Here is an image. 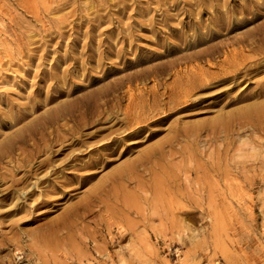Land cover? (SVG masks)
<instances>
[{"label": "rangeland", "instance_id": "1", "mask_svg": "<svg viewBox=\"0 0 264 264\" xmlns=\"http://www.w3.org/2000/svg\"><path fill=\"white\" fill-rule=\"evenodd\" d=\"M263 30L264 0H0V149L14 144L0 162V264H264V113H241L264 102V63L196 91L138 143L101 154L97 169L63 177L50 167L27 180L14 169L18 156L33 166L34 146L74 129L62 118L47 124L63 107L77 115L78 100L127 78L171 85V74L152 69L233 38L261 49ZM29 129L37 137L15 143ZM158 144L148 171L113 180Z\"/></svg>", "mask_w": 264, "mask_h": 264}, {"label": "bare ground", "instance_id": "2", "mask_svg": "<svg viewBox=\"0 0 264 264\" xmlns=\"http://www.w3.org/2000/svg\"><path fill=\"white\" fill-rule=\"evenodd\" d=\"M258 32H264V30ZM253 43H248L244 38H233L228 43H224L219 47H212L203 54L190 56L184 61L183 66L180 63H173L167 67L154 68L152 69L153 71L150 70L152 74L153 72L163 73L162 75L166 73L171 74L174 77V82L171 85H163L161 83L155 85L152 89H145L138 87L137 84L133 83L132 79L127 78L115 85L103 87L100 90L96 89L97 91H94L97 92L96 95H92L94 98L90 97V99L75 101L74 108L77 115H69L71 113L69 112L70 107H63L58 113V118L47 119V124H54L59 118L67 120V122L71 121L74 123L73 130L68 129L63 131L62 134L55 135L51 142H49V147L45 145L42 147L34 146L27 155L31 163L34 161L35 165L33 166L30 163L29 166L25 165V158L19 159L18 156L15 159V161L17 160V164H15L14 169L18 171L24 168V180H27L50 167L54 170L50 176L61 175L63 177L66 176L64 174L65 169L85 170L99 168L103 163L101 154L108 151L113 155L117 148L127 141H131L130 144L138 143L139 140L137 139L146 130H150L148 129L150 126L159 125L165 119L168 111L174 109L176 106L186 104L190 100L192 101L190 98H192V95L196 91L199 92L198 90H202L214 82L232 83L238 78L245 79L248 74L255 71L257 67L264 63V47L261 49L256 48V50H244L246 46ZM245 51L248 54L244 53ZM212 59L214 61L213 64L210 63ZM203 61H206L210 68L215 69V71H204L198 67V63ZM122 95L126 97L124 105L121 104ZM241 113L246 116L251 113L263 114L264 102L248 106ZM100 124H107L108 126L98 127ZM96 126L98 128L94 129V131L86 134L82 133V130L95 128ZM115 126H117V129L111 130ZM104 131L107 134L101 136L95 148L86 146L89 140L98 138L100 133ZM155 134L154 131H149V134L145 137L150 139ZM36 137L37 135L31 133L29 129L27 132L19 133L15 143H22L26 138L34 140ZM12 143L5 144L0 149V162L5 157H13L14 144L12 145ZM54 144H58L60 147L57 150H53ZM80 148L84 150L81 151ZM66 149H71V154L77 153L72 155L64 165L60 167L53 165L55 163L54 157ZM160 149L159 144L155 145L135 160H131L124 170L114 172L111 177H113V180L135 179L139 172L145 173L144 171H148L147 165L153 161L152 159L156 154L160 155L162 151H159ZM91 154L93 157H90L86 161H81V157H79ZM125 171H128L127 175H120ZM89 177L88 175L83 177V179H88ZM45 182L54 181L48 178L42 181L41 185ZM153 188H155L154 185ZM31 195H33L32 191L29 192V196Z\"/></svg>", "mask_w": 264, "mask_h": 264}]
</instances>
